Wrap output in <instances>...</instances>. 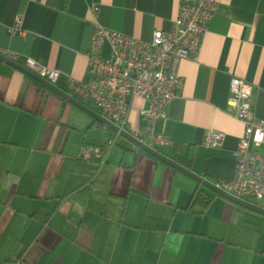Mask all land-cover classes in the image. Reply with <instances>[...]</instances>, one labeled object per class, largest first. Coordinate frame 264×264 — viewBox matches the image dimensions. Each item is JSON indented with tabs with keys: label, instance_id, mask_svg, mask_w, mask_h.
<instances>
[{
	"label": "crops",
	"instance_id": "0c3cea01",
	"mask_svg": "<svg viewBox=\"0 0 264 264\" xmlns=\"http://www.w3.org/2000/svg\"><path fill=\"white\" fill-rule=\"evenodd\" d=\"M215 1L196 58L180 61L179 94L152 126L168 139L152 148L211 182L233 176L243 132L228 106L232 76L252 85V116L264 114V0ZM178 4L0 0V53L57 70L69 90L91 78L96 25L148 41L170 29ZM36 82L0 61V264H264V215L203 186L210 203L190 212L200 184L120 135L102 164L81 158L82 145L103 146L114 130ZM145 106L132 98L127 132L144 133ZM209 130L224 135L220 147L202 144Z\"/></svg>",
	"mask_w": 264,
	"mask_h": 264
},
{
	"label": "built area",
	"instance_id": "2783aa9c",
	"mask_svg": "<svg viewBox=\"0 0 264 264\" xmlns=\"http://www.w3.org/2000/svg\"><path fill=\"white\" fill-rule=\"evenodd\" d=\"M215 4V0H179L170 29L154 31L148 41L95 26L85 54L91 78L86 82L72 81L70 95L88 103L118 127V131L103 146L82 145L81 158L97 157L100 164L105 162L120 130L126 131L131 100L135 96L146 102L139 112L146 121V128L142 134H130L150 147L168 143L165 137H153V122L164 116L166 105L179 94L182 82L178 72L180 61L196 58ZM19 24L17 18L8 32H17ZM104 43L110 49L107 59L101 55ZM7 56L17 59L14 54ZM23 65L56 84L57 70L43 67L31 58L23 59ZM251 96L249 82L234 76L230 78L228 106L233 116L243 123V132L234 151L233 176L216 180L213 184L236 198L264 206V114L260 118L252 116ZM223 137L222 133L209 130L202 144L217 148Z\"/></svg>",
	"mask_w": 264,
	"mask_h": 264
},
{
	"label": "water",
	"instance_id": "95a60500",
	"mask_svg": "<svg viewBox=\"0 0 264 264\" xmlns=\"http://www.w3.org/2000/svg\"><path fill=\"white\" fill-rule=\"evenodd\" d=\"M0 61L5 62V63L23 71L24 73H26L30 77L34 78L35 80H37L38 82L43 84L49 90L53 91L54 93L58 94L59 96L63 97L64 99L68 100L72 104L76 105L77 107H79L80 109H82L83 111L88 113L90 116H92L97 121L107 125L109 128L114 130V132L118 131V127H116L113 123H111L110 121L105 119L103 116H101L97 111L92 109L90 106L86 105L85 103L81 102L77 98H75L72 95H70L69 93H67L65 90L58 87L55 83H52V82L48 81L47 79L40 77L38 74H36L31 69H28L27 67H25L21 63L13 60L10 57L3 55L1 53H0ZM120 136L124 137L125 139H127L128 141L133 143L139 149H141V150L149 153L150 155L154 156L156 159H158V160L168 164L172 168L188 175L189 177H191L192 179L197 181L200 185H202L204 188L211 190L212 192L234 202L235 204H237L241 207L247 208L249 210H252V211H255V212H258V213L264 215V208L263 207H260L256 204H253V203H250L248 201H244L242 199L236 198V197L226 193L225 191L219 189L216 185H214L213 182L206 179L204 176H202L198 173H195L192 170L187 169L185 166L178 163L177 161L171 159L170 157L162 154L161 152L157 151L156 149H154V148L150 147L149 145L143 143L142 141H140L138 138H136L135 136H133L129 132L124 131V130H120Z\"/></svg>",
	"mask_w": 264,
	"mask_h": 264
},
{
	"label": "trees",
	"instance_id": "16d2710c",
	"mask_svg": "<svg viewBox=\"0 0 264 264\" xmlns=\"http://www.w3.org/2000/svg\"><path fill=\"white\" fill-rule=\"evenodd\" d=\"M40 87L42 86L40 83L36 82ZM67 93H71L70 90H65ZM178 147L176 146V149ZM141 151V150H138ZM210 196L206 193L205 189L202 185H197L196 189L193 191L190 201L185 209H188L190 212L199 214L202 213L203 210L209 205Z\"/></svg>",
	"mask_w": 264,
	"mask_h": 264
}]
</instances>
